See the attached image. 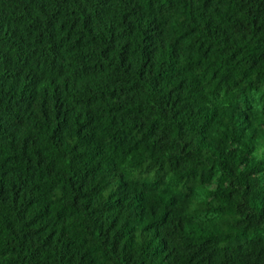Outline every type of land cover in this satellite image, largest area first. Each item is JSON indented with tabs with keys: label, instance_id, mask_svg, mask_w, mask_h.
I'll use <instances>...</instances> for the list:
<instances>
[{
	"label": "trees",
	"instance_id": "obj_1",
	"mask_svg": "<svg viewBox=\"0 0 264 264\" xmlns=\"http://www.w3.org/2000/svg\"><path fill=\"white\" fill-rule=\"evenodd\" d=\"M0 264H264V0H0Z\"/></svg>",
	"mask_w": 264,
	"mask_h": 264
}]
</instances>
